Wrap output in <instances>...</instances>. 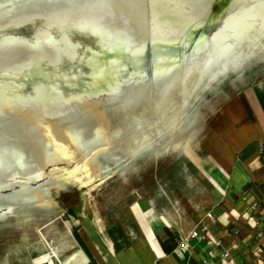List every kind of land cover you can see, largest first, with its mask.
<instances>
[{
    "label": "bare ground",
    "instance_id": "1",
    "mask_svg": "<svg viewBox=\"0 0 264 264\" xmlns=\"http://www.w3.org/2000/svg\"><path fill=\"white\" fill-rule=\"evenodd\" d=\"M67 1L0 0V176H9L0 186V219L56 204L49 189L66 179L88 182L83 170L103 148L107 167L93 175L99 183L138 156L189 148L202 127L192 107L252 55L264 58V0L232 4L214 30L212 7L224 0H112L122 34L77 26L83 31L75 35L71 25L59 34L46 24L34 34L2 28L22 8ZM160 4L182 19L164 18ZM72 237L84 240L79 229Z\"/></svg>",
    "mask_w": 264,
    "mask_h": 264
},
{
    "label": "rangeland",
    "instance_id": "2",
    "mask_svg": "<svg viewBox=\"0 0 264 264\" xmlns=\"http://www.w3.org/2000/svg\"><path fill=\"white\" fill-rule=\"evenodd\" d=\"M69 1L74 0L65 3H38L33 4L35 7L22 8L12 18H6L1 23L2 28L28 33L46 24L59 34L67 25H71L75 35L83 31L76 30L77 26L95 34H104L102 28L109 29L107 32L110 34H122V29L116 27L117 23L111 11L112 0L95 4H89L90 0H79V3H76L88 4L84 7L70 4ZM240 1L244 0H224L227 5L221 1L216 2L212 7L210 29L214 30L230 11L232 4ZM159 11L164 18L182 19L178 13L168 12L163 4H160ZM23 17H26L24 21L16 22ZM123 26L127 27L128 24L124 22ZM37 31L35 29L33 34ZM205 48L206 44H203L197 47V50L201 52ZM242 68L241 72L232 71L208 88L197 110L192 107L190 115L197 111L196 121L202 127L192 136L189 148L185 145L178 148L166 146L138 156L127 170L99 183L94 182V176L105 172L108 160L106 148H103L99 150L98 159L83 170L86 172L82 175L88 178V182H81L82 180L78 181L75 180L76 177H72L66 179L65 184L60 187L49 189V195L57 201L56 204H51L48 208L25 207L20 213L1 218L0 264H62L72 253H75L72 257V263L75 264L82 263L84 259L94 260L92 233H105L108 224L123 217L125 207L131 208L140 202L145 201L158 210L161 209V213L166 212L170 217H175L176 208H180L185 200L198 192L191 166L192 161H197L195 149L199 136L217 107L243 83L242 75H264V58L254 54ZM114 166L111 165L113 168ZM8 179L7 174H2L0 186L7 184ZM61 210L63 211L60 212ZM153 213V208L145 212L136 210L139 220L144 219V214L148 216ZM78 229L84 240L79 238L75 242L72 233Z\"/></svg>",
    "mask_w": 264,
    "mask_h": 264
},
{
    "label": "crops",
    "instance_id": "3",
    "mask_svg": "<svg viewBox=\"0 0 264 264\" xmlns=\"http://www.w3.org/2000/svg\"><path fill=\"white\" fill-rule=\"evenodd\" d=\"M242 78L198 138L191 168L199 193L175 217L145 201L125 207L105 233H92L95 258L80 264H220L221 250L233 264H264V75ZM150 208L139 220L136 210ZM74 254L62 264H75Z\"/></svg>",
    "mask_w": 264,
    "mask_h": 264
},
{
    "label": "built area",
    "instance_id": "4",
    "mask_svg": "<svg viewBox=\"0 0 264 264\" xmlns=\"http://www.w3.org/2000/svg\"><path fill=\"white\" fill-rule=\"evenodd\" d=\"M207 217H208L209 219H211V220H213V219L215 218L212 212H208V213H207ZM191 236H192V237H197V236H199V235H198V232L193 231V233H192ZM215 245H216V248H217V247L220 245V243H219V242H216ZM187 246H188V241H187V239H183V240L181 241V243H180V247H181L182 249H186ZM233 246L235 247L236 244H234ZM216 250H217V249H216ZM217 255H218L217 258L220 260V264H233V260H232L231 254H230V252H229L228 250H221V251H218V252H217Z\"/></svg>",
    "mask_w": 264,
    "mask_h": 264
},
{
    "label": "water",
    "instance_id": "5",
    "mask_svg": "<svg viewBox=\"0 0 264 264\" xmlns=\"http://www.w3.org/2000/svg\"><path fill=\"white\" fill-rule=\"evenodd\" d=\"M213 29V28H212Z\"/></svg>",
    "mask_w": 264,
    "mask_h": 264
}]
</instances>
